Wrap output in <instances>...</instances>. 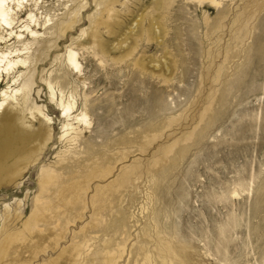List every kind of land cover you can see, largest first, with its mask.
I'll return each instance as SVG.
<instances>
[{"label": "rangeland", "instance_id": "obj_1", "mask_svg": "<svg viewBox=\"0 0 264 264\" xmlns=\"http://www.w3.org/2000/svg\"><path fill=\"white\" fill-rule=\"evenodd\" d=\"M63 1L49 0L45 4L52 15L50 24L63 18L75 19L72 28L59 39L55 38L56 29H50L35 42L28 55L30 66L21 78L22 82L29 79L32 83L29 107H41L53 119L55 135L36 163L20 164L19 174L12 165L21 163L24 156L14 153L10 159L0 161V244L23 230L38 196L56 198L54 190L42 192L38 184L43 167L59 169L75 159L91 164L84 162L87 156L110 161L127 156L114 165L107 180H93L86 193L90 199L98 184L115 181L132 164L140 167L139 179L123 193L130 239L128 252L119 264L142 263L139 257L138 263L134 261L135 252L144 230L158 238L155 219L161 227L167 224L171 233L168 239L187 244L190 264H264V10L260 7L264 0H224L219 9L225 19L217 31L213 26L220 18L219 9L197 0H174L167 10L163 7L166 0H158L160 7L163 4L159 9H154L153 0H120L114 3L116 11L109 21L105 12L101 16L107 0H70L61 6ZM29 9L27 6L23 10V17ZM205 15L210 17L207 24ZM139 18L140 25L130 32ZM153 19L160 26L158 41L153 37L149 41L143 31ZM97 21L110 23L111 30L100 28L98 44L80 50L78 44L95 40L93 26ZM82 29L86 34L79 39ZM71 43L80 53L79 73L70 71L65 62ZM56 77L67 98L71 93L75 97L78 109L85 104L91 123L82 144L73 149L79 156L72 154V161L65 163L58 156L65 148L59 138L65 119L50 100L45 83V79ZM10 80L4 75L0 91ZM56 93L59 97L57 87ZM209 102L215 112L209 113L214 123L198 142L188 140V133L205 124L200 119ZM32 124L39 127L38 121ZM35 145L33 142L28 147ZM87 148L93 153H85ZM11 151L5 149L1 156H10ZM164 152H169L176 164L166 166V179L161 180L157 173L159 181H151V173L149 177L147 173H155L160 167L152 170L150 165ZM90 210L84 211V219L69 225L67 235L57 246L54 240L61 230L55 223L41 224L29 240L14 242L8 257L11 264H50L53 259L56 264H70L71 247L78 241L73 235L85 226ZM58 211L62 212L63 207ZM96 237L89 252L82 253L81 264H98L97 259L92 261L93 255L110 236ZM36 242L44 250L38 257ZM64 249L69 253L59 258Z\"/></svg>", "mask_w": 264, "mask_h": 264}, {"label": "bare ground", "instance_id": "obj_2", "mask_svg": "<svg viewBox=\"0 0 264 264\" xmlns=\"http://www.w3.org/2000/svg\"><path fill=\"white\" fill-rule=\"evenodd\" d=\"M47 1L49 0H0V81L4 79V75L7 79H11V83H9L6 88L0 91V161L4 159H10L14 153H19V156L20 154L24 156L21 163L15 162L12 165L14 166L16 174L20 173V164L25 163L27 166H29L33 163H36L40 153L48 146L55 135L53 119L46 112H44L41 107L35 105H30L29 107V87L32 83L29 81V79H24V82H22L21 79L25 75L23 71L28 69L30 66L28 65L30 64L28 55L32 45L39 41L42 36L47 33V31L53 28H55L57 31L55 37L56 39H59L61 36L64 37L72 28V22L75 21V19L74 21H68L66 18H63L55 25L50 24L53 19L52 15L49 14L50 11H47V8L45 7ZM69 1L70 0L63 1L61 6H66ZM115 2L121 1L107 0V4L105 5L104 9L101 10V16L103 15V12L106 13V21H109L113 18L112 14L114 15V11H116V6L114 5ZM173 2L174 0H166L164 6L163 4L162 6L165 10H167ZM190 2L193 1L190 0ZM197 2L200 4L207 3L216 9H219V7L224 4V0H197ZM153 3L156 5L154 9H159L162 7L159 6L161 3H158V0H153ZM122 5H124V3H122ZM27 6H29L30 9L25 11V16L23 17L22 12L24 9L26 10ZM85 6L86 5H82L81 7L84 8ZM260 7L262 10H264V3ZM71 10H73V8L69 10L67 15L70 14ZM40 11L41 16L39 17L38 14ZM78 12L74 13L76 14ZM43 14L44 17L40 22ZM224 14L225 13L219 9L218 16L220 18L213 26V31H217L222 28V20L225 19ZM203 19L207 24L210 17L205 15ZM141 21L142 19L139 18L135 22V26H132L133 28L131 27L129 29L130 32H133L140 25ZM77 22L78 21H76V23ZM76 23H74V25ZM148 25V28H144L143 30L147 36L146 38L150 41V38L153 37L158 41V32L160 28L158 20L153 19ZM102 27L103 29H108V32L111 30L110 23L103 21L101 23H98V21L95 22V25L93 26V29L96 30V33L94 32L95 34L93 35L95 40L91 41L90 43L83 42L78 44L82 46L80 50H86L91 46L98 44L96 39L99 37V31ZM80 33L81 34L79 37H77L79 39L84 34H86V30L82 29ZM11 38L15 40L12 44H9L8 42L11 40ZM50 41H53V39ZM14 44H18L19 46ZM73 44L75 43H71L67 47L65 62L70 68V71H76L79 73L81 72L82 68L79 58L80 53L78 49L72 47ZM259 52L261 51L259 50ZM103 59L104 58H102V60ZM241 74L244 75L245 72L242 70ZM45 83L49 89L50 100L57 104L61 111V115L65 119L62 124L61 135L59 137L61 141L65 142V148L64 150L58 152V156L61 158L63 163L68 161L70 162L73 158H70L69 156L72 154L74 156L80 154L76 150H74V152L73 149L76 148L77 145L82 141L85 130L90 126V117L85 104L82 109H78L77 103L74 99L75 97H73L72 93H69L70 95L67 98L65 91L62 89L57 77L56 80H51V78L45 79ZM230 84L228 85L230 86ZM56 87L59 89V97L56 93ZM86 102L87 101H85V103ZM212 112L215 113L212 102H209V105L204 109L200 119V122H204L205 124L201 127L200 125L197 126L195 130L193 129L191 134L188 133L186 136L188 140L194 139L195 142H198V140L204 136L206 130L209 129L214 123V116L209 115V113ZM206 118L208 119L206 120ZM33 121L39 122V127L37 129L34 127V124H32ZM83 125L85 127H83ZM158 130L159 129H154L153 131L158 132ZM33 142L36 145L32 148L28 147V145L32 144ZM8 148L9 150H12L9 153L10 156H1L2 153L5 152V149ZM90 151L91 150L87 148L85 153H93H90ZM181 151L182 150H180V153ZM183 151H185V149H183ZM126 157L127 156H117L115 161H110V159L102 160L104 157L102 159L95 160V157L87 156L84 162L88 163V161H92L91 164H82L76 161L77 159H75L73 164L62 166L59 169L53 168V166L43 167L39 174L38 183L40 185L41 191L46 193L48 191L50 192L54 190V194L56 193L55 195L57 196L54 199L46 195L43 196L42 199V196H38L36 198V208L33 214L24 224L23 230L18 232L15 238H12L13 234L9 235L0 244V264H11V261L8 257L9 250L11 249L14 242L18 240H29L30 235H32L33 231H36L38 226L41 224L46 226L48 224L55 223L57 227H60L59 229L61 232L56 234L57 239L54 240V244L57 246L60 239L63 237L65 238L67 235L69 231V225L75 223L76 220L84 219V211L89 207L91 210L88 221L86 224H84L85 226L80 228L79 232L73 235V239H78V241L76 242L75 240L76 243H74L73 240L71 241L74 244L71 247V255L69 256L70 264H81L80 260L83 258L82 253L89 252L91 247L90 243L93 240H97L96 236H98V234H101L103 237L110 236V239H108V241L106 239L104 240V247H98L99 250L93 255L92 261L97 259L98 264H119V260L123 258L126 252H128L126 244L128 239H130L127 224L128 214L126 208L122 205L123 199L125 198L123 193L125 191H129V189H131L133 186V183H135V180L139 179L140 167L136 165V163L134 165L132 164L131 166L125 167L126 170L120 173L115 181L105 185L98 184L94 188V192L90 199H87L86 193H88L90 190L93 180L98 179L99 182L107 180L115 170L114 165L124 160ZM175 164L176 159L171 158L169 156V152L162 153L157 157L156 160H153L150 165V167L152 166V170L153 167L156 166H159L160 168H158L155 173H152V171L147 173V176L149 177L150 175L151 178L149 180L155 181L157 173L160 174L161 180L166 179L167 174L169 173L168 168L170 166H174ZM166 166L169 167L166 168ZM156 179L159 181L158 177ZM44 200L46 201L43 202ZM7 207L9 208L10 206L8 205ZM61 207H63L62 212L58 211V209ZM47 212H51L52 215L47 216ZM153 221L156 222V233L159 236H157L158 238L154 239V234L152 235L150 230H144L145 232L143 239L135 252L136 260L134 261L138 263L139 260L137 257H139L142 259V263L140 261L141 264H190L186 254V250L188 248L187 244L183 242H174L168 239V236L171 235V233H169L170 230L167 228V224L163 223L161 227L159 219H155ZM121 236L125 237L120 238ZM100 238L101 237H99V240ZM136 242L137 241H135V243ZM101 243L103 244V241ZM149 246H152L155 252L148 248ZM39 248L40 246L36 242L35 257H38L40 253L44 252V250H40ZM67 253H69V251L64 249L59 255V258ZM130 254H133V251H131ZM154 254L156 257H154ZM85 263L86 262H84V264ZM50 264H56V260H51Z\"/></svg>", "mask_w": 264, "mask_h": 264}]
</instances>
